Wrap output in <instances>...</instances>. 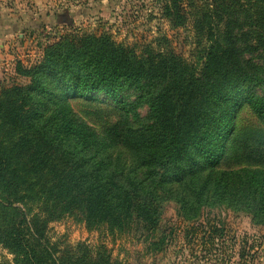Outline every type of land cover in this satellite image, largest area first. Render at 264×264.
I'll use <instances>...</instances> for the list:
<instances>
[{
	"label": "trees",
	"instance_id": "16d2710c",
	"mask_svg": "<svg viewBox=\"0 0 264 264\" xmlns=\"http://www.w3.org/2000/svg\"><path fill=\"white\" fill-rule=\"evenodd\" d=\"M162 9L172 26L186 22L175 0ZM192 27L199 65L164 37L135 54L83 32L18 65L26 84L0 87V198L14 206L0 245L11 263L128 264L102 244L59 246L48 224L76 215L89 230L153 240L167 199L186 219L224 204L264 224V0H208ZM69 99L107 107L112 122L95 131ZM242 108L258 127L237 133Z\"/></svg>",
	"mask_w": 264,
	"mask_h": 264
},
{
	"label": "rangeland",
	"instance_id": "374dc122",
	"mask_svg": "<svg viewBox=\"0 0 264 264\" xmlns=\"http://www.w3.org/2000/svg\"><path fill=\"white\" fill-rule=\"evenodd\" d=\"M167 1L0 0V87L26 84L28 77L18 73V65L30 68L41 60L45 48L83 32L105 33L135 54L143 53L148 45L156 47L164 37L183 60L199 65L198 40L203 38L194 33L192 20L208 0H175L186 18L178 27L163 16ZM69 107L72 115L97 132L114 116L107 107L85 99H69ZM235 125L237 133L258 127L245 108L238 110ZM13 207L5 206L0 198V225L12 216ZM47 228L49 239L59 246L102 244L113 259L128 264H264V224H255L246 213L224 204L205 205L191 220L182 216L175 200L164 201L163 235L154 233L153 239L164 238L161 248L138 233L110 234L105 225L89 230L76 215L49 223ZM11 259L0 245V264H13Z\"/></svg>",
	"mask_w": 264,
	"mask_h": 264
}]
</instances>
